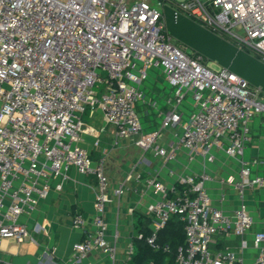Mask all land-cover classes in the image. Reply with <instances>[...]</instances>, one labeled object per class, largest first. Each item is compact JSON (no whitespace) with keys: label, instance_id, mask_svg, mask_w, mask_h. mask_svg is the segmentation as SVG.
Masks as SVG:
<instances>
[{"label":"built area","instance_id":"obj_1","mask_svg":"<svg viewBox=\"0 0 264 264\" xmlns=\"http://www.w3.org/2000/svg\"><path fill=\"white\" fill-rule=\"evenodd\" d=\"M166 5L264 62V0H0V238L29 239L20 217L48 195L52 177L65 180L75 167L96 180L97 216L94 230L74 246L71 264L95 250L119 264L118 241L106 239V159L94 161L80 145L88 130L84 115L97 108L117 140L136 138L137 147L153 152L163 167L182 155L188 164H213L219 153L239 163L238 175L228 179L239 201L232 214L214 206L207 187L212 177L205 171L176 175L169 184L150 174L146 183L161 198L148 205L153 227L139 239L154 251L169 252L159 233L176 215L186 235L177 264H248L233 250H213L217 236L238 238L241 251L254 247L259 253L249 264H264V231L253 232L247 201L250 192L264 187V159H244L250 122L264 115V92L226 69L213 70L204 56L170 36ZM156 69L173 92L166 111L158 100L150 101L161 128L144 132L141 85ZM188 98L195 109L186 116L181 109ZM166 130L172 139L160 145ZM257 166L261 174L254 176ZM125 192V184L115 190L117 197ZM73 224L85 228L80 212Z\"/></svg>","mask_w":264,"mask_h":264},{"label":"crops","instance_id":"obj_2","mask_svg":"<svg viewBox=\"0 0 264 264\" xmlns=\"http://www.w3.org/2000/svg\"><path fill=\"white\" fill-rule=\"evenodd\" d=\"M141 88L146 94V100L138 105L140 115L145 116V114L152 113L160 118L157 111L151 108L150 101L158 100L162 110L166 111L165 102L173 92V86L165 78L163 71L156 69L150 72L149 79L141 85ZM148 97L151 98L149 102H147ZM191 104L193 105V102ZM144 106L147 108L146 112ZM192 108L191 112L195 109L194 106ZM181 110L185 112L186 116L191 113L184 108ZM88 117L89 123L85 122L88 130L82 133L80 145L91 153L94 161H97L100 157H104L107 150L112 149L113 145L108 146L107 149H103L100 145L94 146V142L100 135L96 129L98 123L105 125L107 123L99 109L95 113H90ZM108 126L115 137L114 129L110 125ZM160 128V123L158 127L152 128L145 124L144 132L160 130ZM250 128L251 141L246 147L244 159L246 161L264 159V115L254 117L250 122ZM162 136L159 144L165 145L172 139V130L164 131ZM126 140H136V138ZM127 147L120 150L122 158L127 157ZM135 150L140 152V158L136 164L141 159H146L148 162L144 161L134 169L129 166L130 160L128 161L129 158H127L124 163L120 159L117 166L108 165L107 167L111 182L109 191L111 202L107 204L104 216L107 227L106 239L110 243L118 241L120 250L127 243L133 246L134 235L141 227L149 229L153 227V219L148 212V205L160 199L161 195L147 185L146 179L150 174L158 173L160 179L169 184L175 181L180 169L175 171L180 168V165L182 170L191 171L186 172L189 174L205 171L212 177V181L207 184V187L213 198L214 206L228 214H232L238 208L237 195L232 186L228 184V179L238 175L239 163L224 153H219L213 164H205L200 159L188 164L187 159L182 155L178 163L163 167L161 160L156 158L153 152L144 153L137 147L136 142ZM261 170V166L255 167L253 175L261 174ZM139 174H142L141 179L138 178ZM58 184H61V189L57 187ZM121 184L126 185V192L123 196L117 197L115 190ZM95 186L94 177L81 174L75 167L70 168L65 180L60 177H52L48 195L40 201L34 210L22 215L19 219V224L28 229L30 238L26 241L8 237L0 238V264H71L74 246L85 239V231H92L95 228L94 220L97 216ZM223 197L224 200H222ZM247 201L249 212L254 221L253 232L264 231V187L250 192L247 195ZM76 212H80L85 219L84 229L73 224V216ZM249 239H252V234ZM211 247L215 251L233 250L242 256L248 264L252 263L259 253L252 246L248 250L241 251L239 239L233 236L229 238L217 236ZM123 262L124 258L120 255L119 264H128ZM78 264H111V261L107 255L95 250Z\"/></svg>","mask_w":264,"mask_h":264},{"label":"water","instance_id":"obj_3","mask_svg":"<svg viewBox=\"0 0 264 264\" xmlns=\"http://www.w3.org/2000/svg\"><path fill=\"white\" fill-rule=\"evenodd\" d=\"M164 20L169 35L180 44L264 92V62L168 5Z\"/></svg>","mask_w":264,"mask_h":264},{"label":"rangeland","instance_id":"obj_4","mask_svg":"<svg viewBox=\"0 0 264 264\" xmlns=\"http://www.w3.org/2000/svg\"><path fill=\"white\" fill-rule=\"evenodd\" d=\"M63 1H66V0H63ZM189 51H191L190 49H188ZM206 63L208 64V66L210 68H212L213 70H220L221 67H219L216 63H213L211 61H208L206 60ZM103 88V84L102 85H99L98 89L101 90ZM149 99H151L150 97L147 98V102H149ZM192 101L191 99H188L184 105H183V108L189 112H191V110L193 109L192 108ZM144 108V111L146 112L147 111V108L146 106L143 107ZM98 109L95 108V109H90V113L92 112H96ZM89 113V114H90ZM144 114V113H143ZM143 116V119H142V123L143 125L145 126L148 125L150 128L152 127H155L157 126L158 127V124L160 123L161 124V118H158L157 116H154L152 113L150 114H145L142 115ZM141 116V118H142ZM89 117L85 118L84 119V122L86 123H89ZM145 122V123H144ZM98 127H96L97 131L100 132V135L98 136V140H99V145L100 147L102 146L103 149H107L108 146H112V149H108L107 152L105 153L104 157L106 159V168L108 167V165H110L111 167H114V166H117L118 165V161H120L121 159V162L124 163V161L128 159V161L130 160V167H135V165H137V161L139 160L140 158V152L137 150H135V142L136 140H129L127 141L126 139H123V140H120L118 141L116 139V137H114L113 135V131L111 130V128L108 126V125H105L103 123H98L97 125ZM160 141H158L159 143ZM129 146V147H127ZM127 147V150H126V154H127V157H123L122 158V154L120 152L121 149H124ZM148 157H151L150 155H148ZM180 168H177V170L175 172L178 171V169H180V172H178L177 175L179 174H184L186 172H191V171H188V170H182V166L180 165L179 166ZM175 170V169H174ZM132 246L128 245H125V247H123L122 250H120V255L124 258V262L123 263H128V261L130 260L131 256L133 255L134 253V249L132 250L131 248Z\"/></svg>","mask_w":264,"mask_h":264},{"label":"trees","instance_id":"obj_5","mask_svg":"<svg viewBox=\"0 0 264 264\" xmlns=\"http://www.w3.org/2000/svg\"><path fill=\"white\" fill-rule=\"evenodd\" d=\"M90 110L84 115V119L89 116ZM151 229L141 227L136 231L133 238V249L135 250L128 264H177L178 249L185 245L186 235L184 223L179 216H172L167 225L159 233V241L170 245L169 252L154 251L138 235L143 233L149 235ZM224 250V249H222Z\"/></svg>","mask_w":264,"mask_h":264}]
</instances>
